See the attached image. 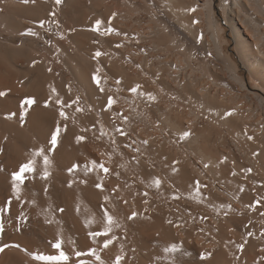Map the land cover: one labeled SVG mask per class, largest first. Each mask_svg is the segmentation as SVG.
<instances>
[{"label": "bare ground", "instance_id": "obj_1", "mask_svg": "<svg viewBox=\"0 0 264 264\" xmlns=\"http://www.w3.org/2000/svg\"><path fill=\"white\" fill-rule=\"evenodd\" d=\"M0 92V264H264V0H0Z\"/></svg>", "mask_w": 264, "mask_h": 264}, {"label": "snow or ice", "instance_id": "obj_2", "mask_svg": "<svg viewBox=\"0 0 264 264\" xmlns=\"http://www.w3.org/2000/svg\"><path fill=\"white\" fill-rule=\"evenodd\" d=\"M28 0H25V3H27ZM56 3L59 4L61 3V0H56ZM194 11V9H193ZM116 13H113V17H115ZM96 26H97V30L99 29V25H101L102 21L101 20H96ZM31 32V30H29ZM109 31H115V29H109ZM34 34V33H32ZM119 47V45H118ZM100 55H102V53L100 51H97L95 53V56L96 57H99ZM35 63V61H34ZM94 80H96L97 84H99V77L98 76H95L93 77ZM140 87V85H137L136 87L132 88L131 91L135 92L138 88ZM53 91L55 92V89L53 88ZM101 91H103V89H101ZM5 95L4 92H0V96H3ZM154 99V97H152ZM58 103L60 101H57ZM27 103L28 104H32L33 103V100L32 99H28L27 100ZM114 103V100L109 97L108 98V106L111 107V105ZM234 109L230 112L227 113V115H232L234 113ZM60 115L62 117H65L66 114L64 113L63 110H61L60 112ZM60 133V126L57 125L56 129L54 132L51 133V137H50V148L48 150H52L55 148V146L57 145L58 143V135ZM121 134H124V133H121ZM188 135H190V132L188 131H185L183 133V136L187 137ZM84 137L83 136H79L77 137V141H80V140H83ZM45 149L43 147H41L40 149L36 150L34 153H33V158L36 157V156H42L43 157V162L45 164V166H47L49 164V158L48 156L45 154ZM93 165L96 164L95 161L92 162ZM78 167V165H73V169ZM99 168L102 169L105 173H107L109 171V169H107L103 163L99 164ZM73 169H69V171H72ZM35 171V168H34V159H29L27 162L25 163H22L20 166H19V170L18 171H14L12 173V187H13V190L18 192L19 191V187H18V183H23V181L25 180V174L26 173H32ZM248 171H251V169H248ZM48 172L45 171L44 172V177H47L48 176ZM161 183L160 179L159 178H155L154 179V184L156 186H159ZM197 185H199V181L196 182ZM102 185L101 184H97V187H101ZM197 191H199V188H197ZM105 199H107V197H105ZM0 211H3L2 209H0ZM61 211H63L61 209ZM133 215H135V213H133ZM104 217L106 218V226L103 228L102 231H92L89 233V235L95 239L96 237H99V236H107L110 232H111V226L112 224L115 222V218L114 216L110 215L107 210L104 211ZM169 223H171V221H169ZM3 229V225L0 224V230ZM104 243V247L107 248L111 243H112V240L111 239H104L103 241ZM54 249H57L59 250L58 251V255H35V259L36 260H40V261H62L64 262V264H68L69 262V255L66 254V252L62 249V240L61 239H57L55 243H52L51 245ZM8 245H4L3 247H0V252H3L5 248H7ZM182 246H178L177 244L175 243H172L170 244L169 246L165 247L164 248V251L165 252H170V253H175V252H178L180 251ZM241 248H243V245H240ZM93 253H94V250H93ZM82 253L77 251L75 253V255L77 256H80ZM208 255L210 256L211 253H208ZM97 259H99V257H97ZM122 259V257L118 256L116 257V260L114 262V264H120V260Z\"/></svg>", "mask_w": 264, "mask_h": 264}, {"label": "rangeland", "instance_id": "obj_3", "mask_svg": "<svg viewBox=\"0 0 264 264\" xmlns=\"http://www.w3.org/2000/svg\"><path fill=\"white\" fill-rule=\"evenodd\" d=\"M221 10V9H220Z\"/></svg>", "mask_w": 264, "mask_h": 264}]
</instances>
